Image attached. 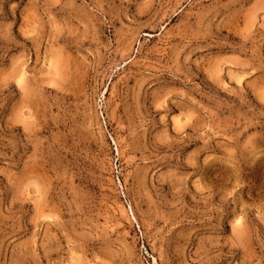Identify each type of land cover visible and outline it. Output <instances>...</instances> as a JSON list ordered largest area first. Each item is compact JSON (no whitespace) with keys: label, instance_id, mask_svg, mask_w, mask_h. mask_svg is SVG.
Masks as SVG:
<instances>
[{"label":"rangeland","instance_id":"rangeland-1","mask_svg":"<svg viewBox=\"0 0 264 264\" xmlns=\"http://www.w3.org/2000/svg\"><path fill=\"white\" fill-rule=\"evenodd\" d=\"M0 264H264V0H0Z\"/></svg>","mask_w":264,"mask_h":264},{"label":"bare ground","instance_id":"bare-ground-1","mask_svg":"<svg viewBox=\"0 0 264 264\" xmlns=\"http://www.w3.org/2000/svg\"><path fill=\"white\" fill-rule=\"evenodd\" d=\"M25 71V70H24ZM26 72V71H25Z\"/></svg>","mask_w":264,"mask_h":264}]
</instances>
